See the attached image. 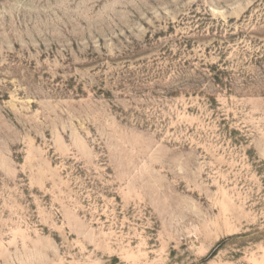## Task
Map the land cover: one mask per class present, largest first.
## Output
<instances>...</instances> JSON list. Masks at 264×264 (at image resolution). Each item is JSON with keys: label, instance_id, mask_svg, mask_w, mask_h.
Instances as JSON below:
<instances>
[{"label": "rangeland", "instance_id": "rangeland-1", "mask_svg": "<svg viewBox=\"0 0 264 264\" xmlns=\"http://www.w3.org/2000/svg\"><path fill=\"white\" fill-rule=\"evenodd\" d=\"M0 264H264V0H0Z\"/></svg>", "mask_w": 264, "mask_h": 264}]
</instances>
